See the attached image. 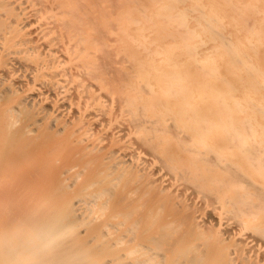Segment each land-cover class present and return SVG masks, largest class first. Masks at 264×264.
Returning a JSON list of instances; mask_svg holds the SVG:
<instances>
[{"label": "bare ground", "instance_id": "bare-ground-1", "mask_svg": "<svg viewBox=\"0 0 264 264\" xmlns=\"http://www.w3.org/2000/svg\"><path fill=\"white\" fill-rule=\"evenodd\" d=\"M133 1L0 0V264H264V0Z\"/></svg>", "mask_w": 264, "mask_h": 264}, {"label": "rangeland", "instance_id": "rangeland-1", "mask_svg": "<svg viewBox=\"0 0 264 264\" xmlns=\"http://www.w3.org/2000/svg\"><path fill=\"white\" fill-rule=\"evenodd\" d=\"M146 2L147 4H148V9L149 10H151V11H153L154 10V4H152V0H141V1H139V0H135V1H133V5H134V9H135V14L136 15H138V16H140V17H143V15H142V12H139L138 11V7L141 5V3H143V2ZM187 3H190V2H187ZM159 6H157V8H158ZM148 9H146L147 11H148ZM36 24H38V22H35L34 24H33V26L34 25H36ZM138 23H134L133 24V26H132V28H131V30L133 31V33H138V29H137V25ZM147 32H149V30H147ZM152 33V32H151ZM154 34H156V33H154ZM170 41H173V38L172 37H169V38H167V39H165L163 42L164 43H167V42H170ZM217 42L218 41H216V40H210L208 43H206V44H204V45H202L201 47H200V49H206L207 47H211L212 45H214V44H217ZM126 44H127V42H126ZM129 49H130V46H129ZM263 50H264V47H263ZM146 50H143L142 51V53L138 56V58L139 57H141L142 55H144L143 57H145L146 56V52H145ZM129 52H130V50H129ZM185 56V55H184ZM142 57V58H143ZM41 85H37V87H40ZM42 87V86H41ZM262 90H264V88H262Z\"/></svg>", "mask_w": 264, "mask_h": 264}]
</instances>
